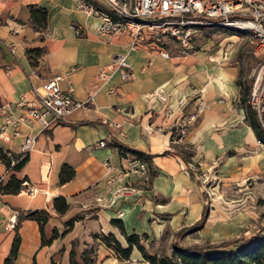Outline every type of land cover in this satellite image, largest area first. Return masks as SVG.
<instances>
[{
  "label": "crops",
  "instance_id": "0c3cea01",
  "mask_svg": "<svg viewBox=\"0 0 264 264\" xmlns=\"http://www.w3.org/2000/svg\"><path fill=\"white\" fill-rule=\"evenodd\" d=\"M78 1L0 0V106L13 105L22 94L35 98L34 88L55 74L64 76L61 88L72 87L78 100L96 92L94 105L73 111L49 128L21 120L25 109L0 112V150L20 153L26 137L34 138L18 176L40 188L34 197L24 192L1 196L0 264L10 255L17 233L5 231V222L19 210L37 209L48 211L50 218L43 233L36 220L21 223L19 251L12 264H71L73 249L77 262L84 264L82 253L92 246L93 264L145 261L137 248L130 260H120L95 236L113 233L126 246L112 223L117 219L128 234L142 236L145 247L147 242L157 243L162 235L190 227L202 217L207 204L196 169H211L232 180L264 172V143L240 103L235 71L204 50L164 58L155 44L147 42L130 51L127 33L100 35V20L79 10ZM83 1L109 9L104 0ZM33 9H45L46 21L38 12L34 21ZM72 26H79L81 35ZM34 49L38 51L28 54ZM123 54L133 66L134 79L124 82L115 73L109 83L101 82L100 68ZM110 85L117 86L115 93H109ZM158 87L168 96L166 103L148 97ZM200 93L206 99L205 111L180 130L177 125L194 110ZM101 140L106 147L91 149ZM112 140L152 155L151 166L146 163L149 174L138 173L132 166L136 157L121 155ZM188 146L194 149L190 162L182 157ZM65 164L74 167L75 175L62 184ZM7 178V167L0 161V179ZM59 196L69 203L64 214L53 208ZM75 216L80 219L69 226ZM211 220L208 217L201 233L214 226ZM214 227L215 235H220L219 225Z\"/></svg>",
  "mask_w": 264,
  "mask_h": 264
},
{
  "label": "built area",
  "instance_id": "2783aa9c",
  "mask_svg": "<svg viewBox=\"0 0 264 264\" xmlns=\"http://www.w3.org/2000/svg\"><path fill=\"white\" fill-rule=\"evenodd\" d=\"M104 2L108 10L83 0L78 1L77 8L86 15L100 20L98 26L100 35L127 33L131 37L130 51L137 50L150 42L155 44L156 50L164 58H169L172 50L177 52L178 56L186 57L196 51L194 42L199 28L204 26L239 27L253 32L264 44V0H104ZM72 28L76 34L81 35L82 29L79 26ZM115 73H119L124 82L134 79V69L128 60V55H119L103 65L98 77L101 82L107 84ZM63 79L64 76L61 74L53 75L34 88L35 98L22 94L13 105L0 106V112L10 111L13 108L25 109L21 120L49 128L73 111L94 105L96 92L91 93L85 100H78L73 94L72 87L66 90L61 88ZM116 91L117 86H109V93ZM148 97L158 98L164 103L168 101L163 87L152 90L148 93ZM249 103L264 129V67L254 80ZM205 108L206 99L203 93H200L196 97L194 110L181 120L177 125L178 128L183 131L193 125ZM7 118L11 121L14 115L10 113ZM33 144L34 138L26 137L20 153H28ZM107 144L105 140H101L92 145L91 149L106 147ZM105 166L110 169L108 163H105ZM132 166L141 175L149 174L148 165L137 158L132 162ZM23 186L20 192L32 197L40 191L38 186L28 181H25ZM125 189L121 188L119 191ZM2 195L0 190V198ZM17 224L18 212H15L5 222L4 229L13 232Z\"/></svg>",
  "mask_w": 264,
  "mask_h": 264
},
{
  "label": "rangeland",
  "instance_id": "374dc122",
  "mask_svg": "<svg viewBox=\"0 0 264 264\" xmlns=\"http://www.w3.org/2000/svg\"><path fill=\"white\" fill-rule=\"evenodd\" d=\"M194 48L213 55L225 69L237 73L240 103L244 108L245 105L249 106L254 80L264 67V44L261 40L253 32L235 26H204L199 28ZM170 54L178 56L173 50ZM242 95L246 98L245 104ZM185 152L194 155L191 146ZM196 173L204 191L203 198L209 209L211 224H218L217 229H220L221 234L215 235L214 226H209L203 233L183 227L173 234L162 235L157 243L147 242L148 251L171 255L174 241L181 246L217 245L223 241L252 236L264 227V172L242 180L219 177L211 169H196ZM179 231L182 233L175 238ZM144 263L147 262L132 260L127 264Z\"/></svg>",
  "mask_w": 264,
  "mask_h": 264
},
{
  "label": "trees",
  "instance_id": "16d2710c",
  "mask_svg": "<svg viewBox=\"0 0 264 264\" xmlns=\"http://www.w3.org/2000/svg\"><path fill=\"white\" fill-rule=\"evenodd\" d=\"M41 14V19L46 21L47 11L45 9H33L32 18L37 21L36 13ZM39 21V20H38ZM38 51L37 49L28 50V54ZM240 85V83L238 82ZM243 94V93H242ZM242 102L245 104L246 98L242 95ZM248 120L250 125L256 130L259 139L264 143V129L260 125L256 112L252 107L246 106ZM113 146L117 147L121 155L127 153L133 154L137 159L147 163L151 166L153 156L145 152L134 150L122 143L112 140ZM169 153V152H166ZM193 155L182 151V157L186 162H190ZM0 161L7 167L8 178L1 180L0 190L2 194L13 193L17 194L23 189V183L27 181L26 178L20 179L18 173L25 167L28 161V153H15L11 151L0 150ZM75 175V169L72 165H63L60 172V182L62 184L70 181ZM153 175V174H152ZM53 208L56 213L64 214L69 209V203L66 198L59 196L53 201ZM209 217V209L204 208L202 217L188 227L191 231L201 230ZM50 218V214L46 210H30L18 211V224L16 226V236L12 245L10 255L5 260V264H12L16 259L20 246V236L18 229L24 220H36L40 224L43 233V226ZM80 219V216H75L68 225L72 226L75 220ZM112 223L116 225L125 237L127 245L124 246L113 233L96 235L107 247L112 248L120 260H130L132 251L137 248L143 259L149 264H264V228L249 237L237 238L233 241H223L217 245H190L181 246L177 242L172 244V254H158L156 252L148 251L142 243V236L137 233L128 234L125 231L124 224L121 220L113 219ZM182 232L175 234V238ZM57 233H54L56 236ZM46 242L45 240L43 241ZM94 246L86 248L82 253V260L84 264H93ZM70 263L79 264L76 260V252L73 249L70 252ZM36 264V263H33Z\"/></svg>",
  "mask_w": 264,
  "mask_h": 264
}]
</instances>
